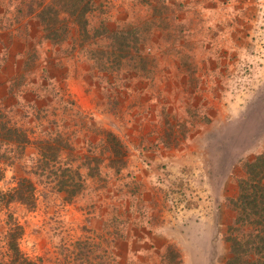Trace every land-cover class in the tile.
<instances>
[{
  "label": "rangeland",
  "instance_id": "374dc122",
  "mask_svg": "<svg viewBox=\"0 0 264 264\" xmlns=\"http://www.w3.org/2000/svg\"><path fill=\"white\" fill-rule=\"evenodd\" d=\"M224 2L220 35L198 5L97 2L89 37L69 34L58 44L27 34L35 29L26 16L0 13L2 24L22 22L16 37L0 41V122L21 124L29 136L24 166L13 144L0 142V259L8 256V207L24 227L21 250L36 264H115V255L121 264H226L228 197L242 163L264 149V0H242L241 23L238 0ZM28 4L0 0L9 12ZM138 42L145 59L134 54ZM176 66L211 71L180 80ZM106 130L125 144L118 170L93 157L111 151ZM40 139L59 154L50 164H98L100 175L72 198L43 190L34 208L5 207L3 191L34 167Z\"/></svg>",
  "mask_w": 264,
  "mask_h": 264
},
{
  "label": "trees",
  "instance_id": "16d2710c",
  "mask_svg": "<svg viewBox=\"0 0 264 264\" xmlns=\"http://www.w3.org/2000/svg\"><path fill=\"white\" fill-rule=\"evenodd\" d=\"M110 1L29 0L26 10L18 7L14 12L1 9L0 13L4 18L7 13H13L16 18L19 16V19L23 16L35 18L36 26L40 30L39 39L58 44L65 40L69 34L74 35L75 39L81 35L88 38V18L94 5L97 2L107 4ZM160 1L163 2V0ZM165 6L168 7L166 4ZM12 24L8 23L6 25L0 21V29H8ZM139 43L134 49V54L145 59L147 56L140 54L143 47ZM124 45L128 46L129 44L124 42ZM17 102L12 105L17 107V104H19ZM0 129V142L13 144L14 162L16 166H24L20 158L25 157V147L29 140L26 128L16 122L10 123V119H7L0 122ZM105 134L109 143L112 144L111 151L105 157H93L97 161L108 158L109 165L118 170L126 160L125 144L113 131L106 130ZM52 139L57 141L56 143L61 141L59 134ZM48 142L45 139L39 140L38 147L40 151L38 156L34 160L32 159L34 162L32 164L33 168L23 174L12 175L14 184L7 191H3L1 196L5 207L9 202L17 201L27 208H34L37 195L43 190L59 192L62 193L64 198H72L82 190L87 178L100 175L98 164L96 165L97 170H93L92 167L86 165V171H83L81 169L82 165L79 164L75 166L58 165L59 163L56 165L54 163V165L50 164L49 161L58 159L59 154L56 153L52 156L53 154L48 152ZM2 155H5V158L8 153L5 154L4 152ZM84 156L85 159L89 158L88 155ZM74 157L77 158L80 155ZM56 161L60 162V160ZM46 166L50 167L47 168ZM241 169V173L236 177V193L228 197V204L234 210V217L232 223L228 226V234H226L229 247L226 264H264V149L247 158L242 163ZM2 171L3 169L0 167V178L3 175ZM5 214L7 225L3 238L8 256L6 260L4 257L1 258L0 264H36L37 259L26 255L19 244V239L24 230L23 224L8 207H6ZM116 257L115 255L113 258L114 263L121 264Z\"/></svg>",
  "mask_w": 264,
  "mask_h": 264
},
{
  "label": "crops",
  "instance_id": "0c3cea01",
  "mask_svg": "<svg viewBox=\"0 0 264 264\" xmlns=\"http://www.w3.org/2000/svg\"><path fill=\"white\" fill-rule=\"evenodd\" d=\"M158 1V0H157ZM163 2L171 7H178L180 10H187L188 7L192 5H198L201 6V9L203 10V16H204V21L206 22L207 26L210 27H218L219 28V35L221 33V30L224 28L225 24H228L227 17L224 14V11L226 10L227 4L224 2V0H163ZM250 7V6H249ZM2 8H0L1 10ZM238 10V22H242V12H243V3L242 0H238L237 4L235 5V11ZM219 11L222 12V15L218 18L215 17V13ZM188 18L186 15H180L178 17L179 21H185V19ZM235 20L237 21V16L235 14ZM27 24H31L34 29L35 33L31 34L30 29L26 30V33L29 35H32V37L35 36H40V30L36 26V20L33 17H26ZM22 26V22L18 20L12 26L8 29H0V41L6 38H14L16 37V30H18ZM236 42V41H235ZM2 47H6L7 45H3ZM1 47V48H2ZM236 48H239L238 44H235ZM174 73L179 75L180 80H183L186 75L189 73H195L198 76H204V74L208 73L211 71V69L205 68V67H197L194 72H188L187 69L180 68V67H173L171 70ZM204 85V84H203ZM129 247H131L129 245Z\"/></svg>",
  "mask_w": 264,
  "mask_h": 264
}]
</instances>
